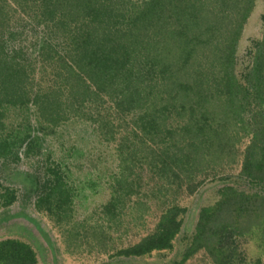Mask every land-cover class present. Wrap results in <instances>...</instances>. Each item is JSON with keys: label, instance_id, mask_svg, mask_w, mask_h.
I'll return each mask as SVG.
<instances>
[{"label": "rangeland", "instance_id": "374dc122", "mask_svg": "<svg viewBox=\"0 0 264 264\" xmlns=\"http://www.w3.org/2000/svg\"><path fill=\"white\" fill-rule=\"evenodd\" d=\"M18 1L0 0V82L10 78L9 91L0 92V141L9 143V152L0 160V242L28 244L39 264H176L195 234L201 211L214 207L224 188L264 194V186H252L242 176L249 148L260 155L263 145L264 101L252 103L248 113L239 111L238 124L228 115L232 119L224 126L233 139L223 160L212 161L217 149L213 146L201 145L198 151L180 147L192 157L193 149L201 165L183 162L184 167L176 170L178 177L172 172L155 175L123 155L124 137L134 141L132 120L136 112L141 114L135 107L144 106L143 92L140 100L129 103L120 98L118 104L112 90L81 98V104L76 90L69 92L83 85L80 68L69 60L74 43L63 35V27L46 20L40 4ZM263 13L264 0H256L238 44L234 71L242 84L252 67L251 51L257 52L256 45L264 41ZM73 31L78 32L74 24ZM204 64L208 68L209 63ZM220 69L217 77H209L211 83L221 80ZM133 71L148 77L145 62L134 61ZM55 120L57 124L52 123ZM233 125L237 129L232 130ZM154 148L147 143L142 152ZM169 148L158 146L157 155ZM136 152L140 156L139 149ZM8 190L14 191L16 201L3 207ZM172 205L187 210L172 252L147 259L117 256L150 235L162 212ZM232 231L226 229L222 235L230 262L264 264V230L245 237ZM186 264L215 263L200 251Z\"/></svg>", "mask_w": 264, "mask_h": 264}, {"label": "trees", "instance_id": "16d2710c", "mask_svg": "<svg viewBox=\"0 0 264 264\" xmlns=\"http://www.w3.org/2000/svg\"><path fill=\"white\" fill-rule=\"evenodd\" d=\"M29 1L40 4L46 20L63 27V35L74 43L75 48L68 50V54H72L69 60L77 64L73 67L80 68L83 85L70 88L69 92L72 95L76 90L81 104L84 103L81 98L87 100L112 90L116 91L117 102L121 98L129 103V100H140L143 92L144 106L136 108L135 105L141 114L136 112L132 120L134 141H128L130 136L124 137L127 144L123 155L127 160L138 161L142 169L146 167L155 175L163 177L172 172L178 177L176 170L184 167L183 162L201 165L194 159L193 149L194 157L183 153L182 148L186 147H196L198 151L201 145L213 146L217 149L212 161L223 160L227 151L224 149H228L233 139L225 122L233 115L238 124L239 111L248 113L252 103L264 101L261 98L264 94L261 92L264 90V41L256 45L257 52L250 53L252 67L246 84L238 80L234 71L238 44L256 0ZM262 20L264 22V13ZM73 24L78 32L73 31ZM134 61L145 62L148 77H140L133 71ZM204 63H209L208 68ZM218 68L223 76L211 83L209 77L215 74L217 77ZM9 80L8 76L3 78L0 92L9 91L6 86ZM131 89L136 92L126 91ZM212 107L224 111V115L219 116ZM57 121L52 123L57 124ZM233 129H237L235 125ZM147 143H153L156 148L143 154L142 148ZM166 144L170 148L157 155L158 146ZM262 144L260 155L256 149L249 148L243 165L242 176L255 187L264 186V141ZM7 146L8 142L0 141V160L9 152ZM220 194L221 199L214 207L201 211L195 234L176 264H186L200 251H205L215 264H233L223 245V232L231 228L232 234L245 237L261 228L264 230V194H246L234 187H226ZM126 195L130 196V192ZM15 201L14 191L8 190L2 206H11ZM111 209L105 207L109 214ZM186 213L187 210L178 205L169 206L150 235L121 250L117 256L147 259L156 253L172 252ZM231 219L233 224H229ZM0 264L39 262L28 244L5 240L0 242Z\"/></svg>", "mask_w": 264, "mask_h": 264}]
</instances>
